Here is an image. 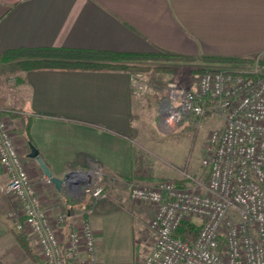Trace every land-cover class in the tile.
<instances>
[{"label": "crops", "instance_id": "1", "mask_svg": "<svg viewBox=\"0 0 264 264\" xmlns=\"http://www.w3.org/2000/svg\"><path fill=\"white\" fill-rule=\"evenodd\" d=\"M38 46L254 58L264 53V0H0V53ZM17 77L19 82L0 88V107L58 233L89 221L94 264H133L152 244L147 224L154 206L129 196L133 182H145L134 149L144 125L143 101L133 93L131 75L43 69ZM160 112L161 107L159 125ZM27 119L33 145L52 175L69 173L59 190L44 182L38 163L27 155ZM132 171L136 177L126 179ZM180 172L154 165L152 176L178 178ZM83 174L100 175L108 197L83 193L76 179ZM7 180L0 167V264H45L31 233L24 232L31 257L16 238L22 216L4 191ZM133 239H143V245L126 252Z\"/></svg>", "mask_w": 264, "mask_h": 264}, {"label": "built area", "instance_id": "2", "mask_svg": "<svg viewBox=\"0 0 264 264\" xmlns=\"http://www.w3.org/2000/svg\"><path fill=\"white\" fill-rule=\"evenodd\" d=\"M259 60L264 53L252 64L209 68L192 86L170 88L159 117L165 129L183 119L200 121L208 111L220 112L224 125L208 133L199 174L183 171L178 180L130 186L132 200L154 206L147 224L152 244L133 264H264V75H257ZM0 167L8 176L4 191L22 216L16 228L34 236L44 263L94 264L90 222L58 233L1 107ZM100 178L76 176L83 193L94 198L106 196ZM43 180L52 183L45 175ZM182 221L199 226L191 243L174 234Z\"/></svg>", "mask_w": 264, "mask_h": 264}, {"label": "rangeland", "instance_id": "3", "mask_svg": "<svg viewBox=\"0 0 264 264\" xmlns=\"http://www.w3.org/2000/svg\"><path fill=\"white\" fill-rule=\"evenodd\" d=\"M165 63L172 65L170 71L149 70L145 74H137L135 77H132L133 93L142 99V109H144L142 134L134 149L135 156L140 160L136 164H139V167H144V173L141 176L144 177L145 182L142 184L133 182V184L137 185L154 186L161 179L178 180L181 178V176L178 178L163 177L155 180L152 176L154 165H160L161 167L166 165L177 169L178 172L187 171L192 174H199L203 170L200 160L204 154V145L208 133L211 130L222 128L224 125L223 116L218 111L206 112L200 121L183 119L173 129H164L158 124L157 109L163 107L169 95L170 88L172 87L169 84L189 87L193 85L198 75L202 73L193 71L194 68L209 69L228 65L226 63L204 62L200 60ZM19 73L21 72L8 73L0 68V88L10 84L12 81L15 83ZM20 153L22 154L21 149ZM181 172L179 173L180 175ZM108 195L109 191L106 189V196L103 199L107 198ZM142 240H130L126 252L131 251L135 245L138 248L141 247L143 245Z\"/></svg>", "mask_w": 264, "mask_h": 264}, {"label": "trees", "instance_id": "4", "mask_svg": "<svg viewBox=\"0 0 264 264\" xmlns=\"http://www.w3.org/2000/svg\"><path fill=\"white\" fill-rule=\"evenodd\" d=\"M196 60L226 64H252L254 58L226 56H191L183 55L166 49L151 52H119L92 48H71L63 46L19 47L0 53V68L8 73L30 70L60 69V70H120L128 72L131 77L145 74L149 70L167 72L172 65L165 62H193ZM262 69L259 76L264 75V60H259ZM208 68H194L195 72H204ZM16 77L15 82H19ZM22 135L27 143L33 145L29 135V120H26ZM141 176V175H140ZM136 177L130 173L126 179ZM199 226L190 221H182L175 231V236L182 241L191 243L197 236ZM16 238L27 256H33L28 238L24 232L16 233Z\"/></svg>", "mask_w": 264, "mask_h": 264}, {"label": "water", "instance_id": "5", "mask_svg": "<svg viewBox=\"0 0 264 264\" xmlns=\"http://www.w3.org/2000/svg\"><path fill=\"white\" fill-rule=\"evenodd\" d=\"M173 86H175V84H173ZM28 147H29V152L27 154L28 157L34 158L36 160V162L38 163L39 167L41 168L43 174L47 178H49L50 181L59 190L62 187L65 180L67 179V177L69 176V173H66L63 177H56V176L52 175V172L49 170L48 166L46 165V163L43 161V159L39 155L36 147L34 145H32L31 143H28Z\"/></svg>", "mask_w": 264, "mask_h": 264}]
</instances>
